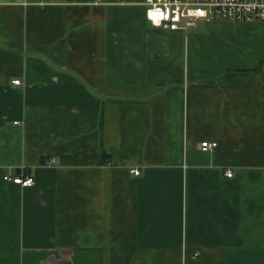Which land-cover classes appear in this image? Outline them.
Returning a JSON list of instances; mask_svg holds the SVG:
<instances>
[{
	"label": "crops",
	"instance_id": "obj_1",
	"mask_svg": "<svg viewBox=\"0 0 264 264\" xmlns=\"http://www.w3.org/2000/svg\"><path fill=\"white\" fill-rule=\"evenodd\" d=\"M123 1L0 0V264H264V22Z\"/></svg>",
	"mask_w": 264,
	"mask_h": 264
},
{
	"label": "built area",
	"instance_id": "obj_2",
	"mask_svg": "<svg viewBox=\"0 0 264 264\" xmlns=\"http://www.w3.org/2000/svg\"><path fill=\"white\" fill-rule=\"evenodd\" d=\"M124 3L123 0H120ZM147 20L158 29L168 31L187 30L199 21L223 19L228 22H264V0H144ZM21 80L13 81L21 85ZM216 142H203L206 151H215ZM134 175H140L138 169H132ZM228 171L227 176L232 177ZM6 182H12L23 187L33 186L35 178L21 169L17 176L5 175Z\"/></svg>",
	"mask_w": 264,
	"mask_h": 264
}]
</instances>
